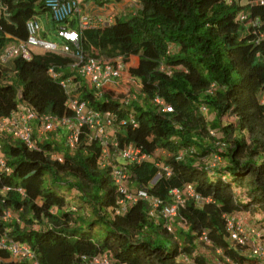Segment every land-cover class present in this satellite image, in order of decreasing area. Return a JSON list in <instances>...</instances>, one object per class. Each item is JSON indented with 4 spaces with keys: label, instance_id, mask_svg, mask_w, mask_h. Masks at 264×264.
<instances>
[{
    "label": "trees",
    "instance_id": "1",
    "mask_svg": "<svg viewBox=\"0 0 264 264\" xmlns=\"http://www.w3.org/2000/svg\"><path fill=\"white\" fill-rule=\"evenodd\" d=\"M136 1L134 16L80 32L85 55L103 62L123 57L128 77L140 85L135 92L124 78L117 90L104 87L99 95L89 81L67 72L76 63L72 56L33 51L30 58L5 57L8 48L27 40L29 20L49 14L55 20L46 0H0V120L25 108L38 117L73 118L64 80L90 108L113 115L115 153L131 144L151 157L128 163L116 154L122 161L102 168L105 143L89 126L76 149L60 148L45 139L49 134H36L38 149H31L0 129V240L27 244L39 264H86L85 258L107 252L117 264H187L206 232L225 257L245 263L246 246L231 239L227 217L257 210L264 221V40L255 43L238 15L251 6L264 20V4ZM78 20L75 14L68 25L76 27ZM132 57L137 65L130 64ZM157 98L172 110L163 111ZM119 165L130 174L128 191L137 198L120 212L122 195L112 178ZM186 185L203 202L187 198L178 214L185 227L173 231L138 196L146 191L162 201L163 210L173 202L171 192ZM72 190L79 205L68 197ZM0 264L30 263L0 247Z\"/></svg>",
    "mask_w": 264,
    "mask_h": 264
},
{
    "label": "built area",
    "instance_id": "2",
    "mask_svg": "<svg viewBox=\"0 0 264 264\" xmlns=\"http://www.w3.org/2000/svg\"><path fill=\"white\" fill-rule=\"evenodd\" d=\"M234 0H227L228 3H233ZM249 5L264 4V0H245ZM46 4L49 7L55 22L58 24L57 35L62 42H55L47 40L41 37L42 25L39 20L31 19L27 22V40L20 42L17 46H13L7 49L5 57L10 58L18 54H22L25 58H30L34 48H40L44 52H54L74 57L76 63L71 67L72 71L76 72L84 80L89 81L91 86L96 90L99 95L104 92V87L107 83L112 80L119 81L126 66L123 62V57H119L114 61L103 62L96 58L85 55L84 51L79 45L80 32L93 29L97 27H105L114 24L113 19L105 20L102 17H93L89 14H84L81 8L80 0H46ZM251 6H247L239 15L238 20L243 24L245 31L255 37V43H259L264 40V20L252 13ZM78 14V26L70 27L68 20L73 15ZM51 74L57 76L55 71L52 69ZM63 86L68 89L70 93V99L68 101V107L74 112L73 118H55L51 115H43L38 117L34 111H30L25 108L24 111L12 115L9 119L0 120V129L4 130L13 135L14 138L20 139L25 142L31 149H38L37 142L35 140L36 134L38 137L44 138L48 133L55 132L61 126L67 127L66 143L70 149H76L79 141L81 130L84 126H89L94 136H99L105 143V149L116 147L117 143H111L107 137V131L114 126L113 115L108 112L102 115L90 108L85 101H82L78 95L71 94L69 82L62 81ZM130 99L124 100L129 102ZM156 102L162 106L163 111L170 112L172 108L166 105L161 99L157 98ZM261 104L264 105V89L260 98ZM37 123V125H34ZM134 125L135 121L133 120ZM111 147V148H112ZM1 149V144H0ZM101 157L100 165L102 168L112 166L113 162L106 158V151ZM118 152V151H117ZM118 155L128 163H140L143 160H148L151 157L145 153H142L141 149L134 146L128 145L123 148ZM55 158L60 161L63 160L62 155L54 154ZM1 164L4 166V160H1ZM156 164L163 169V173L171 175V169L165 167L159 161ZM161 174L158 175V179ZM113 182L116 185L118 191L122 195L120 201L121 208L118 212L126 210L128 203L133 202L137 198L128 191V183L130 174L121 165L113 166L112 170ZM158 179H155L156 181ZM173 202L164 206L163 210L162 201L158 198L149 196L146 191L139 190L138 196L148 200L151 203V212L153 215L157 213L163 214L167 221V228L169 231H173L172 221L178 218L179 209L184 204L187 198H193L198 203L203 202L199 195L195 192L192 185H186L182 190L174 189L172 192ZM161 209V210H160ZM11 215L10 212L7 213ZM228 229L230 231L231 239L238 245L248 246L250 240L245 234L243 224L236 218L227 217ZM257 237H261V231L255 232ZM201 240L206 244L211 245L208 239L207 233L202 234ZM252 253L254 256L264 262V245L254 244L252 245ZM1 248H8L12 255L19 261H26L30 264H39L35 260L31 248L27 244H21L16 242H7L6 239L0 240ZM86 259V264H117L113 255L109 252L104 255L98 256L91 259ZM187 259V258H186Z\"/></svg>",
    "mask_w": 264,
    "mask_h": 264
},
{
    "label": "rangeland",
    "instance_id": "3",
    "mask_svg": "<svg viewBox=\"0 0 264 264\" xmlns=\"http://www.w3.org/2000/svg\"><path fill=\"white\" fill-rule=\"evenodd\" d=\"M69 72V70L67 71ZM124 78H129L130 82H129V86H131L132 90H134L135 92H138L139 91V87H138V83H137V80L135 81L133 78L131 77H128V74L126 73L125 75H123L122 79L120 81H122ZM120 83V82H119ZM122 83V82H121ZM119 85V84H118ZM118 88V86H117ZM116 89H112V90H117ZM69 89H73V86H70ZM120 95L119 94H115V97H119ZM131 96V95H130ZM131 98L133 99H137V95H133V97L131 96ZM228 119L229 121H234V118L233 117H229L228 116ZM66 134H67V127L65 126H61L60 128H58L55 132L51 133L48 135V137H46L45 139L48 138V140L51 138L54 142H56L58 144V146L60 148H68V145L66 144ZM114 133H113V129L111 130L110 128L108 129L107 131V137L109 139V141H112V138L114 137L113 136ZM44 139V138H43ZM106 151V158L108 160L111 159V161L113 162V160H116L117 161H122L120 157H117L116 154L118 153H115L112 148H106L105 149ZM160 154V157L165 160V153H159ZM135 187L133 186V189ZM77 191L75 190H72L68 197L69 199L78 204L79 205V202L80 200L78 199L77 197ZM74 206V205H72ZM238 218V217H237ZM241 219V218H240ZM242 224H246L247 225V228L251 227L250 229H255L256 227H258L259 229H262V232H261V237L257 238V240L255 242L257 243H254L252 240H251V234L252 231H246L244 225V230H245V234L246 236H248L249 240H250V243L248 246H246V248H243L241 249V254L244 255L246 257V259H248L247 262L245 263H242V264H264V262H262L261 260H258L257 258H254L253 255H252V245L254 244H263L264 245V221H263V215L261 214V212L257 211V210H254V211H251V212H245V214H242ZM172 226H176V227H180V226H184L185 225L183 224L182 221H180L179 218L175 219L172 221ZM34 228H39V225H36ZM257 229V228H256ZM183 242V240H182ZM198 250L194 253V256L192 258H189L188 261H187V264H237L236 262H233L232 260H230L229 258L225 257V255L223 254V252L219 249H215L213 247V245H208L206 244L204 241L202 243V241L198 242ZM199 257L201 256L202 259L204 261L202 262H198L196 261L194 258L196 257ZM251 260V261H250Z\"/></svg>",
    "mask_w": 264,
    "mask_h": 264
},
{
    "label": "crops",
    "instance_id": "4",
    "mask_svg": "<svg viewBox=\"0 0 264 264\" xmlns=\"http://www.w3.org/2000/svg\"><path fill=\"white\" fill-rule=\"evenodd\" d=\"M81 2V8L82 12L84 14H89L93 17H102L105 20L108 19H113L114 22H116L119 19H126L134 16L136 14V11L139 9V4L136 0H102V4L97 2L96 0H80ZM39 21L42 25V31H41V36L47 40L55 41V42H61L62 40L58 37L57 35V30H58V24L52 20L50 14L49 16H40ZM34 52L36 53H42L44 52L40 48H34ZM137 65L138 64V58L137 57H132L131 58V63ZM70 73H72L71 70H69ZM128 74L127 70L123 72V74ZM121 80V79H120ZM139 84V82H137ZM73 88L75 87L72 85ZM118 86V81L117 80H112L109 81L106 85L107 89H116ZM140 88V85H138ZM242 214L245 213H238L236 217L237 219L240 220L242 223ZM241 218V219H240ZM246 231H252L253 234L250 236L252 237L251 240L254 243L257 240V236L255 232L259 229L256 227L255 229H250L251 227L247 228V225L244 223L243 224Z\"/></svg>",
    "mask_w": 264,
    "mask_h": 264
},
{
    "label": "clouds",
    "instance_id": "5",
    "mask_svg": "<svg viewBox=\"0 0 264 264\" xmlns=\"http://www.w3.org/2000/svg\"><path fill=\"white\" fill-rule=\"evenodd\" d=\"M114 23H116V22H114ZM42 37V36H41ZM43 38V37H42ZM62 42V41H61ZM60 43V42H59ZM69 56V55H68ZM126 70V69H125ZM72 71V70H71ZM73 72V71H72ZM124 75V74H123ZM123 77V76H122ZM122 79V78H121ZM119 82H120V80L118 81V84H119ZM124 100H127V99H124ZM113 128H111V130H112ZM48 134H50V133H48ZM47 134V135H48ZM44 138H45V136H44ZM156 179H158V178H156Z\"/></svg>",
    "mask_w": 264,
    "mask_h": 264
}]
</instances>
